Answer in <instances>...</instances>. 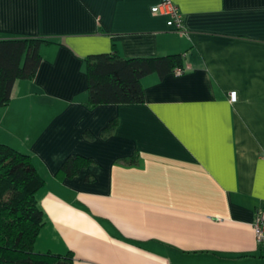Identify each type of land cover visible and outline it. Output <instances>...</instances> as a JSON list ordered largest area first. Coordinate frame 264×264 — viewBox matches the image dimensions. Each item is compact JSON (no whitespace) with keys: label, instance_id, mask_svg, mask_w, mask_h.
Masks as SVG:
<instances>
[{"label":"crops","instance_id":"obj_1","mask_svg":"<svg viewBox=\"0 0 264 264\" xmlns=\"http://www.w3.org/2000/svg\"><path fill=\"white\" fill-rule=\"evenodd\" d=\"M0 0V38L43 37L0 107V143L44 179L34 249L73 264H264V0ZM183 56L144 101L87 105L85 59ZM236 92L231 101L230 93ZM87 162L72 175L68 157Z\"/></svg>","mask_w":264,"mask_h":264},{"label":"trees","instance_id":"obj_2","mask_svg":"<svg viewBox=\"0 0 264 264\" xmlns=\"http://www.w3.org/2000/svg\"><path fill=\"white\" fill-rule=\"evenodd\" d=\"M43 37L0 38V107L11 99L17 79H31L42 61ZM88 80L87 105L139 103L144 101L142 78L152 72L160 77L184 69L183 56L173 53L154 57H129L110 52L85 59ZM87 162L68 157L61 172L76 174ZM44 179L31 156L7 143H0V264H73L69 254L38 252L36 238L44 224L37 192Z\"/></svg>","mask_w":264,"mask_h":264},{"label":"built area","instance_id":"obj_3","mask_svg":"<svg viewBox=\"0 0 264 264\" xmlns=\"http://www.w3.org/2000/svg\"><path fill=\"white\" fill-rule=\"evenodd\" d=\"M151 11L154 14L162 13L168 15L167 25L172 29L177 31L184 29L183 15L178 6L175 5L172 0H161L159 4L151 7ZM182 71H184V69H176V72L180 73ZM230 99L231 101L236 100L235 91L230 93ZM252 224L257 243L264 245V209L257 210Z\"/></svg>","mask_w":264,"mask_h":264}]
</instances>
